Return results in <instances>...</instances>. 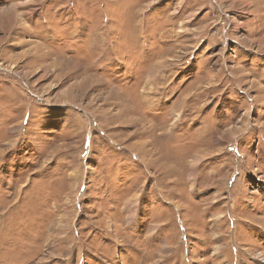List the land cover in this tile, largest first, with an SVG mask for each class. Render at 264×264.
<instances>
[{"label": "rangeland", "instance_id": "rangeland-1", "mask_svg": "<svg viewBox=\"0 0 264 264\" xmlns=\"http://www.w3.org/2000/svg\"><path fill=\"white\" fill-rule=\"evenodd\" d=\"M0 264H264V0H0Z\"/></svg>", "mask_w": 264, "mask_h": 264}]
</instances>
